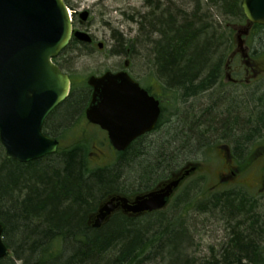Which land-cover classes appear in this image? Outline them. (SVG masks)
Listing matches in <instances>:
<instances>
[{"label": "trees", "instance_id": "obj_1", "mask_svg": "<svg viewBox=\"0 0 264 264\" xmlns=\"http://www.w3.org/2000/svg\"><path fill=\"white\" fill-rule=\"evenodd\" d=\"M208 6L215 10L219 18L236 21L239 27L247 23L242 0H209ZM152 9L149 19L144 16L150 28L144 36L153 45L149 56L162 83L170 86L167 88L169 91L180 90L183 100L212 86L220 67H224L226 55L234 50L237 40V31L233 28L235 24L219 25L214 15H209V11L201 6L192 12L178 9L173 13L168 7L159 10L158 4ZM220 26L225 32L220 30ZM263 34L264 26L253 24L250 33L243 35L248 40L260 38ZM117 42L118 52L128 54L129 41L118 39ZM89 47V44L74 39L54 61L65 70L60 61L63 55L69 51L74 54L75 51L88 50ZM87 100L86 92L70 96L62 104L63 108L53 114L56 117L53 119L52 116L53 125L70 124L76 115H80L77 118L81 120ZM225 124L236 132L239 128L243 135L247 132L246 126H235V120ZM214 125V119L197 118L192 134L186 135L190 129L185 128L177 133L180 140L176 141L173 150H168L166 156L161 157L163 160L168 157L169 160L181 152L197 148L207 134L214 133ZM236 132L231 134L237 137ZM252 132L249 129L248 134ZM136 150L130 148L125 152H114L108 163L96 165L90 155L91 145L75 142L60 148L59 154L20 163L6 157L0 142V223L4 226V241L10 249V253L0 259V264H15V260L22 264H152L166 248V254L171 259L168 264H194L188 255L179 254L182 235L174 237L173 234L171 238L164 239L173 223H166L168 227L163 230L165 220L160 215L147 218V215L154 214L147 213L130 217L119 211L102 228L95 229L89 224V216L105 198L114 194L128 195L119 187V178L123 176L122 168L127 166L128 155ZM172 173L167 170L162 178L157 179V184L169 179ZM236 197L219 195L214 200L221 206L223 203L229 207L237 200ZM238 205L244 210L247 204L241 199ZM235 209L240 210L238 206ZM244 217H250V214ZM251 219L258 227L246 226L245 230L251 233L239 231L234 234L231 246L210 264H243L244 261L254 264L259 259L256 246L264 237V220L257 215ZM149 226L155 227L148 229ZM253 228L258 229L254 231ZM260 252L258 264H264V252Z\"/></svg>", "mask_w": 264, "mask_h": 264}, {"label": "rangeland", "instance_id": "obj_2", "mask_svg": "<svg viewBox=\"0 0 264 264\" xmlns=\"http://www.w3.org/2000/svg\"><path fill=\"white\" fill-rule=\"evenodd\" d=\"M66 2L70 5L69 8L73 18L75 12L79 13L84 10L90 12V16L83 26H80V19L76 20L74 18L73 21L78 29L90 32L95 39V44L90 45L88 50L75 51L74 54L69 51L61 57L60 61L65 65V71L73 79L71 94L73 97L79 96L82 92L87 93L90 91L86 82L90 75H100L108 70L124 69L126 60L130 61L128 71H132L136 75H146L145 84H158V71L151 62V56H149V49H152L153 45L144 36L150 29L147 19H149V15L153 10L152 7L157 4L160 7L159 10L168 7L173 13L178 9H186V11L192 12L197 6H201L203 10L209 11V15L213 14L217 21L223 25L239 24L236 21L219 18L215 10L208 6L209 0H66ZM118 39L129 41L130 50L128 54L118 52V47L116 49ZM99 43H102V47H99ZM244 44L251 50L253 48L257 49L258 53H264V34L260 38H250ZM236 46L237 43L235 42L234 48ZM255 59L264 63V54ZM262 67L264 68V66ZM261 81L264 82V78ZM155 91L157 90L155 89ZM174 93H172L173 101ZM198 99L201 100L202 97H198ZM199 105L200 103L197 104V106ZM61 106L56 108L53 114ZM53 114H51V118ZM257 115L255 102H247L246 121ZM79 116L76 115L70 124H66L67 126L64 127L66 131L58 135L61 148L69 147L75 142L88 143L92 149V153H90L92 162L96 165H105L114 157V152L111 150L108 140L101 131L85 125L82 119L77 118ZM165 116L167 119L171 117L168 111L165 112ZM54 118H56L55 115ZM181 123L183 125H179L177 121L169 123L164 134L160 136L155 134L150 143H147L144 147L140 145L136 152L128 155L127 166L122 168L123 176L119 178V187L129 197L134 196L137 191L142 192L147 187L156 185L157 179L162 178L170 166L176 163L179 164L181 157L191 154L192 150H186L177 154V156L175 155L174 158H169V160L168 157H166V160L161 157L162 155L166 156L168 150H173L176 141L180 140L177 133H181L185 127L189 128L190 126L187 120H183ZM227 127L224 124L220 129ZM246 127L247 132L240 140H236V137L228 132L207 134L205 141L201 144L198 143L196 160H194L201 163V169L187 178L168 208L158 214L147 215V218L156 215L162 216L165 220L163 230L168 227L166 223H173L168 228L170 232L167 233L168 235L166 234L164 239L171 238L170 236L173 234L174 237L177 234L182 235L184 238L180 242L181 248L178 247L179 254L181 256L188 255L194 264H210L211 260L218 259L225 249L227 250L231 246V239L235 237L234 234L239 232L234 233V231L229 230L227 225L226 228L224 225L226 220L236 224L238 212L233 207L229 208L223 203L222 206L224 205V207L222 208L221 203L217 204L214 200L216 196H237V202L242 199L247 204L243 208L244 210H241L242 208L238 206L242 214L244 212L250 214L251 218L257 215L264 220V154L259 152L261 146L264 145V132L263 136L255 137L253 133L252 135L248 134L250 128L248 125ZM191 128L194 129L193 126ZM255 132L256 130H254ZM225 140L236 141L235 144L238 145V148H235V152H230L231 158L236 166L243 165L246 167L238 172L236 180L214 189L215 171L225 162V160L222 161L219 152V146L228 143ZM58 151L55 153L59 154ZM134 153L138 154L133 155ZM151 165L152 167H150ZM241 180H247L249 186L238 183ZM215 205L219 207L215 208ZM147 223L149 224V222ZM173 226H176L177 230ZM153 227L155 226H149L148 229ZM259 242H261L259 248L264 251L263 236ZM167 250V248L166 250L163 249L156 262L152 264H168L171 259L166 254ZM15 264H22V262L15 260Z\"/></svg>", "mask_w": 264, "mask_h": 264}, {"label": "water", "instance_id": "obj_3", "mask_svg": "<svg viewBox=\"0 0 264 264\" xmlns=\"http://www.w3.org/2000/svg\"><path fill=\"white\" fill-rule=\"evenodd\" d=\"M242 9L248 21L264 24V0H243ZM88 16L87 10L80 13L82 21ZM71 17L64 0H0V141L9 159L29 162L57 151L59 141L44 134L42 127L50 112L69 96L71 79L53 59L73 38L92 42L88 32L74 29ZM88 84L93 95L87 118L107 130L116 150L124 151L138 135L155 126L158 101L142 90L127 70L91 75ZM140 91L149 110L144 116H132L127 94ZM197 167L173 174L133 200L110 196L90 220L92 227L100 228L118 208L129 215L165 208ZM8 252L0 223V258Z\"/></svg>", "mask_w": 264, "mask_h": 264}, {"label": "flooded vegetation", "instance_id": "obj_4", "mask_svg": "<svg viewBox=\"0 0 264 264\" xmlns=\"http://www.w3.org/2000/svg\"><path fill=\"white\" fill-rule=\"evenodd\" d=\"M74 18L76 20H79V13H75ZM79 22L80 26H83L84 22H81L80 20ZM233 28L237 31V46L230 54L228 53L226 55V62L221 71V74L216 79V82L200 93L192 94L189 98L183 100L180 90H176L174 91L175 93L173 101V92L167 89L170 86L162 82L160 83L162 79L159 74L157 75V80L159 81H157L158 84L152 83L150 84L152 86L151 87L150 85L144 83L146 80V75H136L134 72L129 71L130 76L139 84V87L147 92L149 96H152L155 100L158 101L159 114L155 126L151 130L145 131L142 134L138 135L123 152L130 148H138L140 145L144 147V145L150 143L155 134H157L158 136L164 134L168 124L172 123L173 121H177L179 125H183L181 123L183 120L189 121V128H185L186 130L190 129L186 132V135L188 134V136H190L192 134L191 126L196 123L197 118L205 120H211L214 118L217 123L215 122L216 125H214L215 128L213 129V132H228L230 133V135H232L231 133H235L236 131L230 125H227L225 123L235 120V126H240V124L242 126H247L245 123L247 102H255L256 112H258V115L256 117L260 122L259 125H253L249 128L253 131L256 130L255 133L252 132L255 137L263 136L264 114H262L261 111H264V82L261 80L264 78V68L262 67L264 66V63L257 61V59L255 58L264 53H256V51L249 49L247 45L245 46L244 43L249 40V38L248 40H246L245 36L241 33L242 29L245 28V26L241 25V27H239V25H234ZM250 29L251 24H249L248 28H246L245 31L247 33H250ZM94 44L95 39L93 37V42L91 43V45ZM236 60L238 61L237 63ZM128 64L130 65L129 62ZM89 89L90 91L87 92L88 100L83 111L81 112L82 122H84V124L89 127L92 126L98 131H101L104 137L108 140V132L100 125L93 124L87 119L86 110L93 95V88L90 87ZM155 89L157 91H155ZM198 97H202V99L200 100L198 99ZM127 98H129V111L132 116L134 114L144 116V113L149 110L142 91L137 93H128ZM198 103H200L199 106H197ZM205 107L210 110H206ZM216 110H221V116H218V112ZM166 111H168L171 116L169 119H167L165 116ZM206 111L208 112L206 114H203ZM51 119V115H49L45 119L43 124V132L45 134H51L53 138L59 140L58 135L63 134L66 130L64 129L60 131L57 128V124L53 125ZM220 120H224V122H220ZM224 124L228 127L225 129H220ZM252 133H250V135H252ZM236 134V140H240L243 138V136H245L242 134V132H240L239 128H237ZM225 142H228L229 144L226 143L224 145H220L219 152L222 156V161L225 160L226 163H222L219 169L215 171V184L213 187L214 189L236 180L238 172L246 167L243 165H240V167L236 166L233 159L231 158L230 152H235V148H238V145L236 146L235 144L236 141L230 142L228 140H225ZM59 143L61 144V141H59ZM110 147L113 152H117L111 145ZM260 149V154H264V145H262ZM191 150H189L191 151L190 155L188 154V156L185 155L184 157L180 158L179 164H171L172 166L169 167V170L173 173L187 171L190 167L193 166V164L198 165V169L195 170L193 174L200 170L202 167L201 163L194 161L196 160L197 148L195 147ZM193 174L191 173L190 175L192 176ZM186 180L187 179L183 181L182 185L179 187L180 189L186 182ZM246 181L247 180H241L240 182H237L245 186H249L248 181Z\"/></svg>", "mask_w": 264, "mask_h": 264}, {"label": "bare ground", "instance_id": "obj_5", "mask_svg": "<svg viewBox=\"0 0 264 264\" xmlns=\"http://www.w3.org/2000/svg\"><path fill=\"white\" fill-rule=\"evenodd\" d=\"M184 10H186V9H184ZM220 24H222V23H219V25ZM221 28H220V30L221 31H224L225 32V29H223V27L222 26H220ZM227 39V38H226ZM118 43V42H117ZM221 71H222V68L220 67V71H219V73H218V77H219V75L221 74ZM217 77V78H218ZM207 89V88H206ZM65 101V100H64ZM204 106H206V105H204ZM205 109L206 110H210V109H207L206 107H205ZM56 110V108H54L51 112H50V114L49 115H51V113L53 114L54 113V111ZM217 112H218V116H221V114H222V112H221V110H216ZM208 111H206V112H204L203 114H206ZM261 113L262 114H264V111H261ZM48 115V116H49ZM47 116V117H48ZM245 116H246V113H245ZM214 119V118H213ZM242 120H244V119H242ZM214 121L217 123V121L214 119ZM220 122H224V120H220ZM245 123H246V125H248L249 127H251V126H253V125H259V120H258V118L256 117V116H254V117H250L247 121L245 120ZM67 125L65 124V123H57V128L61 131V130H64L65 128L64 127H66ZM167 128V127H166ZM168 131H169V129H167ZM42 132H43V128H42ZM44 133V132H43ZM45 134V133H44ZM46 135H48L49 137H51V138H53V136L51 135V134H48V133H46ZM55 139V138H54ZM45 156H42V158H44ZM41 159V158H40ZM38 160V159H37ZM35 161V160H34ZM18 162H20V161H18ZM29 162H31V161H29ZM20 163H28V162H20ZM182 197H184V196H182ZM101 204H102V202H100V204L98 205V208L96 209V211H94V213H92L90 216H89V219H88V222H89V224L91 225V223H90V220L93 218V216L98 212V210H99V208H100V206H101ZM233 205H234V207H233ZM237 206H239L238 205V202L236 201V200H234L233 202H231V204H229V207H233L234 209L237 207ZM219 206H217V205H215V208H218ZM223 208V207H222ZM222 208H220V209H222ZM238 211V216H243V217H237V219H236V221H237V226L235 227V225L236 224H233V222L232 221H227L226 220V222H225V228H226V225H227V227L229 228V230L230 231H234V233L235 232H237V231H242V232H244V231H246L245 230V227L246 226H250V227H252V226H257L258 227V224H256L255 222H253V220L250 218V217H244L245 216V214L243 213H241V211H239V210H237ZM208 212V211H207ZM176 221H177V218H176ZM235 221V220H234ZM247 223V224H246ZM92 226V225H91ZM93 228H95V227H93ZM174 229H176V226H174L173 227ZM95 229H99V228H95ZM258 229V228H257ZM257 229L256 228H253V230L254 231H257ZM177 230V229H176ZM252 232V231H251ZM250 231H246V232H244L245 234H249V233H251ZM231 233H233V232H231ZM256 238V237H255ZM260 243L261 242H259L258 241V243H257V251H258V257H259V259L261 258V252L260 251H262V252H264L262 249H260L259 248V246H260ZM8 249H9V247H8ZM9 251H10V249H9ZM8 255V254H7ZM6 255V256H7ZM6 256H4V257H6ZM4 257H2V258H4ZM2 258H0V259H2ZM259 259H256V261L254 262V264H258L259 263ZM152 263H154V261L152 262ZM243 264H251L250 262H245L244 261V263Z\"/></svg>", "mask_w": 264, "mask_h": 264}]
</instances>
